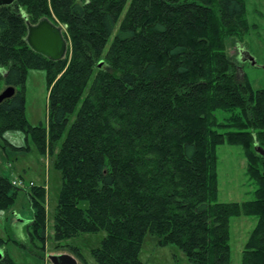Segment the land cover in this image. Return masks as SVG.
<instances>
[{"label": "trees", "instance_id": "16d2710c", "mask_svg": "<svg viewBox=\"0 0 264 264\" xmlns=\"http://www.w3.org/2000/svg\"><path fill=\"white\" fill-rule=\"evenodd\" d=\"M245 15V0H16L0 8V93L16 89L0 103V137L31 138L62 178L49 238L46 188H17L0 174V211L13 212L25 192L34 210L28 240L41 258L50 239L64 250L104 232L91 251L96 264H144L149 235L191 264H231L230 222L245 216L257 224L242 264H264V157L256 151L264 149V89L240 75L243 63L226 44L248 33ZM45 18L64 28L63 60L26 41L28 26ZM29 70L46 73L47 127L26 118ZM225 144L243 150L257 186L252 201H218ZM6 243L0 238V250ZM70 251L88 264L79 248ZM0 264L15 263L4 253Z\"/></svg>", "mask_w": 264, "mask_h": 264}, {"label": "rangeland", "instance_id": "374dc122", "mask_svg": "<svg viewBox=\"0 0 264 264\" xmlns=\"http://www.w3.org/2000/svg\"><path fill=\"white\" fill-rule=\"evenodd\" d=\"M245 19L249 25L248 33L242 38L227 39V54L240 62V51H248L255 58L256 65L244 63L240 75H247L254 90L264 89V0H245ZM25 114L33 127H47L48 84L45 71L29 70L24 85ZM220 122L225 115L218 112ZM224 132L225 130L220 129ZM27 150H14L7 145ZM219 158V202L243 204L255 199L256 184L250 180L247 172V160L238 146L221 145L217 149ZM0 174L12 181H23L28 186H44L47 192L46 209L48 212V236L53 237V216L57 208L62 178L54 168V160L49 155H41L31 138L18 131L7 132L0 137ZM32 188V187H30ZM29 188V189H30ZM28 190V188L26 189ZM34 210L25 194L21 192L13 212L0 211V238L7 241L0 252L7 253L15 264H51L48 256L69 254L71 248H79L88 264H96L91 251L100 246L105 237L101 232L95 235H81L64 242V250L50 239L47 243L44 259L30 245L27 227L32 222ZM257 224L254 217L240 216L232 218L231 264H242V252L253 229ZM18 244L24 245L21 247ZM3 256L1 260L3 259ZM77 259V258H76ZM140 259L144 264H191L184 253L174 246L159 247L156 238L147 236L143 244ZM78 260V259H77ZM78 264H83L78 260Z\"/></svg>", "mask_w": 264, "mask_h": 264}, {"label": "water", "instance_id": "95a60500", "mask_svg": "<svg viewBox=\"0 0 264 264\" xmlns=\"http://www.w3.org/2000/svg\"><path fill=\"white\" fill-rule=\"evenodd\" d=\"M16 0H0V8L10 6ZM64 28L57 26L48 19H42L36 25L28 26L26 41L31 49L48 58L51 61H60L66 57L68 51V42L63 34ZM240 61L256 65L255 58L248 51H240ZM16 89L7 87L0 93V103L14 96ZM258 154L264 157V149L256 147ZM3 254L0 252V261ZM51 264H78V261L69 254H57L48 256Z\"/></svg>", "mask_w": 264, "mask_h": 264}, {"label": "built area", "instance_id": "2783aa9c", "mask_svg": "<svg viewBox=\"0 0 264 264\" xmlns=\"http://www.w3.org/2000/svg\"><path fill=\"white\" fill-rule=\"evenodd\" d=\"M13 183V185L15 186V187H17V188H21V189H27V188H30V187H32V183H30L29 184V186L25 183V182H23L22 180L21 181H13L12 182Z\"/></svg>", "mask_w": 264, "mask_h": 264}, {"label": "crops", "instance_id": "0c3cea01", "mask_svg": "<svg viewBox=\"0 0 264 264\" xmlns=\"http://www.w3.org/2000/svg\"><path fill=\"white\" fill-rule=\"evenodd\" d=\"M253 56V55H252ZM241 62V61H240ZM242 63V62H241Z\"/></svg>", "mask_w": 264, "mask_h": 264}]
</instances>
